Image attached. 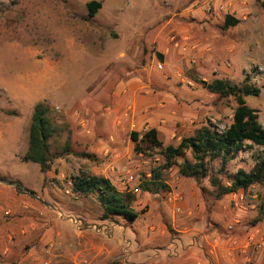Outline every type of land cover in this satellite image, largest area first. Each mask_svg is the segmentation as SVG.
Returning a JSON list of instances; mask_svg holds the SVG:
<instances>
[{"label": "rangeland", "instance_id": "374dc122", "mask_svg": "<svg viewBox=\"0 0 264 264\" xmlns=\"http://www.w3.org/2000/svg\"><path fill=\"white\" fill-rule=\"evenodd\" d=\"M91 1L101 8L88 18ZM259 2L264 0H0V181L29 205L24 222L19 215L2 220L11 228L24 224L27 231L11 241L0 236V263L8 248L11 264H53L48 261L63 255L68 263L61 264H126L138 243L142 264H169L164 249L178 231L206 232L234 219L246 231L257 228L253 222L263 188L216 200L210 186L216 161L207 164L209 174L199 183L183 179L174 167L164 174L166 190L134 192L132 209L139 219L131 224L109 219L107 235L110 226L122 228L107 237L94 224L89 232L96 231L102 246L90 258L77 255L80 249L71 240L75 227L89 224L67 218V211L78 207L80 216H101L92 197L71 193L73 178H109L118 191L133 192L140 178L162 164L158 150L148 157L134 153L131 132L156 129L166 147L199 126L223 131L236 102L210 94L204 83L226 79L239 84L248 78L260 94L245 98V104L264 128V12ZM227 15L239 23L223 29ZM37 103L50 108L58 129L50 140L54 157L47 177L38 165L22 160ZM66 144L69 151L63 154ZM262 150L239 153L226 166L223 183L239 169L248 172L254 165L251 154ZM174 198L180 204L171 203ZM76 256L75 262L69 260Z\"/></svg>", "mask_w": 264, "mask_h": 264}, {"label": "trees", "instance_id": "16d2710c", "mask_svg": "<svg viewBox=\"0 0 264 264\" xmlns=\"http://www.w3.org/2000/svg\"><path fill=\"white\" fill-rule=\"evenodd\" d=\"M259 5L264 12V3L259 2ZM86 7L87 17L91 18L101 8V3L91 1ZM238 23V20L227 15L223 29L235 27ZM204 85L210 94L219 99L235 100L236 107L232 111L230 124L223 131L214 130L210 126H199L191 136L181 138L176 146L166 147L159 141L156 129H149L141 135L131 132L129 139L134 145V153L148 157L158 150L162 161L157 168L151 169L148 177L140 178L138 191L155 194L166 190L164 174L174 167L183 179H192L199 183L209 174L207 164L216 161L219 167L210 178V186L214 189L216 200L240 191L245 192L253 186L263 188L254 226L264 218V128L258 122L256 111L246 106L245 98L258 97L260 90L250 85L248 78L239 84H232L226 79H216ZM53 123L50 108L44 103L35 104L28 129V146L22 160L38 165L42 174L49 170L54 157L50 151V140L57 134L58 129ZM253 147L263 148L261 152L251 154L253 167L248 172L239 169L235 174H228V183L224 184L221 177L226 173L228 163L239 153L251 151ZM68 151L69 146L66 144L62 152L66 154ZM178 159L181 162H177ZM69 183L73 195L92 197L98 203L101 210L100 221L122 218L131 224L139 218L140 214L132 209L136 202L134 192L118 191L109 180L99 177L83 176L73 178Z\"/></svg>", "mask_w": 264, "mask_h": 264}, {"label": "crops", "instance_id": "0c3cea01", "mask_svg": "<svg viewBox=\"0 0 264 264\" xmlns=\"http://www.w3.org/2000/svg\"><path fill=\"white\" fill-rule=\"evenodd\" d=\"M49 171L50 168L44 174L46 177L49 175ZM104 179L109 180L116 188L109 178ZM134 190H137L136 193H139L137 188ZM233 197H237V195L234 194ZM8 198L11 199L8 200ZM18 198L19 195L12 192L11 186L4 187V183L2 181L0 182V224L2 223V226L0 227V236L3 237L2 239H8V241H11L12 237L15 238L16 236H19V234L24 235L27 231V229L23 228L24 224L19 225V223L16 222L13 223V228H11L6 225L7 222H2V220L7 221V219H10V217L14 215L22 217L24 222L26 219L25 216L29 212V205L27 206L22 199ZM17 203L18 205H16ZM239 204L241 203H234L237 210L242 209ZM67 212L69 213L67 218H72L76 222L81 223V225L83 222L89 224V226L82 228L81 230L78 227H75L76 234L71 236V240H75L74 248L80 249L77 253V255L80 256L90 258L94 255L95 251L99 250L98 246H102V244H99L100 238H98L99 236H97L98 234L96 231H93V234H90L89 232L94 224L97 223L101 225V233L106 237L110 236L111 230L117 226L122 228L120 225L110 226V233L108 232L107 235L105 230L109 231V226H107L109 224V219L100 221L93 215H89L88 212H82L83 214L80 216L79 213L81 212V209L78 207H72ZM255 226L259 228L260 232L257 228L252 232L246 231L239 221L234 219L230 224L223 228L215 225L210 229H207L206 232L193 231L192 229L178 231L177 233L179 236L170 238L168 248L164 250H166L169 264H264V224L262 225L261 223H258ZM228 227H231L230 231H228ZM18 229L19 232L17 231ZM46 239L47 237L44 238L45 243H47ZM256 243L262 244L261 249L257 250L255 248L254 245ZM107 246L112 247L108 244ZM137 246L138 243L132 246L134 255H132V252H128L129 258L125 260L127 262L126 264H142V258H140L142 253H137ZM155 249L157 250L153 249L154 252L159 251V248ZM1 255L3 260L0 264H11L8 260L10 256V250H8V248L4 249ZM53 258L54 260L51 261L50 259L48 263L54 262L53 264H61L62 261L63 263H68V261L64 260V255L62 258ZM76 259L77 256L69 258V260L74 262ZM128 260H131V262L128 263ZM41 263L43 262L41 261L40 264Z\"/></svg>", "mask_w": 264, "mask_h": 264}, {"label": "built area", "instance_id": "2783aa9c", "mask_svg": "<svg viewBox=\"0 0 264 264\" xmlns=\"http://www.w3.org/2000/svg\"><path fill=\"white\" fill-rule=\"evenodd\" d=\"M133 192H137V190H134ZM170 202L171 203H173V204H175V205H178L179 204V200L177 199V198H174V199H172V200H170ZM176 208H175V211L178 213V212H180V208H179V206H175ZM231 230V227H228V231H230ZM255 248L257 249V250H259V249H261V246H262V244L261 243H256L255 245Z\"/></svg>", "mask_w": 264, "mask_h": 264}, {"label": "water", "instance_id": "95a60500", "mask_svg": "<svg viewBox=\"0 0 264 264\" xmlns=\"http://www.w3.org/2000/svg\"><path fill=\"white\" fill-rule=\"evenodd\" d=\"M1 182V181H0Z\"/></svg>", "mask_w": 264, "mask_h": 264}]
</instances>
